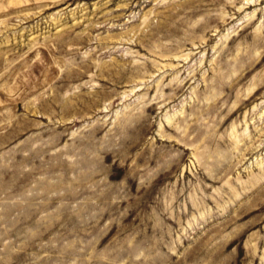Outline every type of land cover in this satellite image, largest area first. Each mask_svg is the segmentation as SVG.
Segmentation results:
<instances>
[{"label": "rangeland", "instance_id": "1", "mask_svg": "<svg viewBox=\"0 0 264 264\" xmlns=\"http://www.w3.org/2000/svg\"><path fill=\"white\" fill-rule=\"evenodd\" d=\"M0 264H264V0H0Z\"/></svg>", "mask_w": 264, "mask_h": 264}, {"label": "bare ground", "instance_id": "2", "mask_svg": "<svg viewBox=\"0 0 264 264\" xmlns=\"http://www.w3.org/2000/svg\"><path fill=\"white\" fill-rule=\"evenodd\" d=\"M259 1H261V0H259ZM255 2H257V1H255Z\"/></svg>", "mask_w": 264, "mask_h": 264}]
</instances>
